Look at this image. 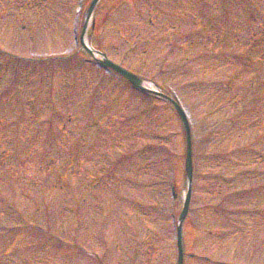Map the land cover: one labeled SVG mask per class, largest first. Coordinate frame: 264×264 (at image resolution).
Listing matches in <instances>:
<instances>
[{
    "label": "rangeland",
    "instance_id": "obj_1",
    "mask_svg": "<svg viewBox=\"0 0 264 264\" xmlns=\"http://www.w3.org/2000/svg\"><path fill=\"white\" fill-rule=\"evenodd\" d=\"M91 1L83 0L76 24L78 0H0V52L21 56L13 66L0 65V264H176L172 215L181 211L186 192V137L192 193L180 226L182 264H220L207 255L258 264L264 218L230 210L261 211L264 193L257 201L252 193L228 194L253 180L249 171L264 172L253 159L264 157V67L252 74L253 68L237 66L264 51V39L252 45L250 36L262 27L264 0H98L90 14ZM202 24L200 37L195 29ZM188 37L192 54L185 51ZM84 39L163 95L177 91L187 133L163 96L118 76L98 80L100 68L82 60H93L81 47ZM216 51L223 68L216 69L219 62L210 56L191 67L201 54ZM233 55L236 69L228 59ZM236 71L238 80L228 83ZM79 142L98 150L87 152L93 160L78 162L94 174L119 161L114 186L87 194L83 180L89 179L73 180L81 166L67 172L66 163L58 164L63 151ZM61 173L73 181L77 197L68 194L71 185L53 184ZM27 224L33 232L25 231ZM232 227L239 233L231 232V242L211 248L205 235ZM49 231L88 248L52 246L44 237Z\"/></svg>",
    "mask_w": 264,
    "mask_h": 264
},
{
    "label": "water",
    "instance_id": "obj_2",
    "mask_svg": "<svg viewBox=\"0 0 264 264\" xmlns=\"http://www.w3.org/2000/svg\"><path fill=\"white\" fill-rule=\"evenodd\" d=\"M95 1H96V0H93V1H92V4L90 5V9H92V5L94 4ZM104 63H105L106 65H109V66H111L112 68L116 69L120 74H123L124 76H126L127 78H129L131 81L135 82V81L137 80L136 76L134 77L133 75L127 73L126 71H123V70H122L121 68H119L117 65H113L112 63H110V62L107 61V60H106ZM176 110L179 111L178 108H177ZM179 114H180L181 119L183 120V115H182L181 111H179ZM186 160H187V168H186V170H187V172L189 173V170H188V168H189V163H190V160H189V151H188V154H187V158H186ZM188 197H189V191H188L187 196H186V202H185V204H184V207H186V204H187V201H188V200H187Z\"/></svg>",
    "mask_w": 264,
    "mask_h": 264
},
{
    "label": "bare ground",
    "instance_id": "obj_3",
    "mask_svg": "<svg viewBox=\"0 0 264 264\" xmlns=\"http://www.w3.org/2000/svg\"><path fill=\"white\" fill-rule=\"evenodd\" d=\"M86 46H88L89 47V49H90V51L91 52H93V49H92V47L91 46H89V44H86ZM92 55L93 56H96L97 58L99 57L97 54H96V52L94 53H92ZM139 83L141 84V85H143L145 88L147 87V88H149V89H153V85L151 84V83H148V82H143V81H139Z\"/></svg>",
    "mask_w": 264,
    "mask_h": 264
}]
</instances>
